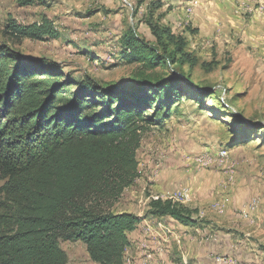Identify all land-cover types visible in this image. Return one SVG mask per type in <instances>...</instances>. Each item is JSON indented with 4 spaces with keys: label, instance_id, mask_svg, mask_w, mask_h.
<instances>
[{
    "label": "rangeland",
    "instance_id": "obj_1",
    "mask_svg": "<svg viewBox=\"0 0 264 264\" xmlns=\"http://www.w3.org/2000/svg\"><path fill=\"white\" fill-rule=\"evenodd\" d=\"M23 1L0 0V44L57 63L63 79L75 83L89 78L120 85L146 70L175 76L176 66L149 68L144 61L128 62L123 36L130 28L163 54L159 28H169L184 41L186 51L197 59L193 69L183 67L191 98L176 101L170 117L141 123L137 177L111 210L130 211L142 220L152 214L155 196L187 191L188 198L179 196L176 202L192 215L204 217L206 226L199 233L195 224L178 228L182 238L191 244L202 239L216 242L221 264H264V9L260 4L253 0ZM44 18L52 21L59 37L12 39L4 33L12 20L30 25ZM205 91L204 101L193 96ZM147 114L152 116V111ZM3 183L0 176V186ZM207 224L214 225V231ZM146 232L139 245L143 256L135 262L125 252L123 264H149L165 252L161 243L149 242L153 234L148 225ZM61 246L68 264H98L81 241H62ZM145 253L151 255L149 260L144 261Z\"/></svg>",
    "mask_w": 264,
    "mask_h": 264
},
{
    "label": "trees",
    "instance_id": "obj_2",
    "mask_svg": "<svg viewBox=\"0 0 264 264\" xmlns=\"http://www.w3.org/2000/svg\"><path fill=\"white\" fill-rule=\"evenodd\" d=\"M129 30L128 62L176 66L175 76L146 70L120 85L75 83L63 79L57 63L0 44V264H68L62 241L83 242L98 264H123L128 234L141 217L111 207L137 177L141 123L170 117L176 101L191 98L183 67L197 62L169 28L157 32L165 54ZM4 33L60 36L46 18L30 25L12 20ZM207 94L193 96L204 101ZM151 213L196 224L190 209L170 200H153Z\"/></svg>",
    "mask_w": 264,
    "mask_h": 264
},
{
    "label": "crops",
    "instance_id": "obj_3",
    "mask_svg": "<svg viewBox=\"0 0 264 264\" xmlns=\"http://www.w3.org/2000/svg\"><path fill=\"white\" fill-rule=\"evenodd\" d=\"M198 211L199 209L197 212ZM167 218H170L171 223L168 222ZM192 218L197 222L194 226H197L196 230L198 233L204 232L203 227L206 226V223H204L205 220H203L204 217L192 215ZM210 223L215 224L214 221H210ZM147 225L149 229L151 228L153 234L151 237L149 236L151 245L154 246L156 243L155 245L157 246L161 243L165 246V252L159 255L157 254L158 256L149 264H221L217 261V256L220 255L218 254L219 244L211 242V239H202V242L191 244L188 239L182 238L179 234L178 228L181 229L186 225L180 223L171 216H156L152 214L145 216L141 220L138 228L128 234L130 244L126 249V254L132 256L135 262H138V259L143 256V252L139 245L140 241L145 239V234H148L146 232ZM199 228L202 231H200ZM207 228H211L214 231V225L207 224ZM234 255L237 257V254Z\"/></svg>",
    "mask_w": 264,
    "mask_h": 264
},
{
    "label": "built area",
    "instance_id": "obj_4",
    "mask_svg": "<svg viewBox=\"0 0 264 264\" xmlns=\"http://www.w3.org/2000/svg\"><path fill=\"white\" fill-rule=\"evenodd\" d=\"M256 4H260V8L264 9V0H253ZM225 153H223L224 155ZM179 196H184L185 198H188V193L187 191H185L183 194L181 195H175V194H167L166 196H155V200H163V201H166V200H170V201H173V202H179L178 199H179ZM176 202V203H177ZM216 206V205H215ZM218 208V206H216ZM144 247H147L146 244L143 245ZM146 256V260H149L151 258V255L149 253H145ZM125 262V261H124Z\"/></svg>",
    "mask_w": 264,
    "mask_h": 264
}]
</instances>
